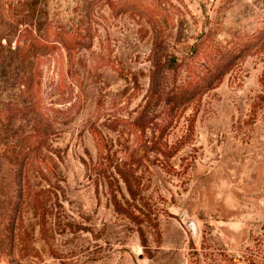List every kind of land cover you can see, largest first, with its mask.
<instances>
[{"label":"rangeland","instance_id":"obj_1","mask_svg":"<svg viewBox=\"0 0 264 264\" xmlns=\"http://www.w3.org/2000/svg\"><path fill=\"white\" fill-rule=\"evenodd\" d=\"M0 264H264V0H0Z\"/></svg>","mask_w":264,"mask_h":264},{"label":"trees","instance_id":"obj_2","mask_svg":"<svg viewBox=\"0 0 264 264\" xmlns=\"http://www.w3.org/2000/svg\"><path fill=\"white\" fill-rule=\"evenodd\" d=\"M79 44H82V38L76 37V36H73V37L67 36V35L60 33V32H55L54 37L51 39V42H50V45H52V47L63 46L64 48H66L68 50L72 49L74 46H78ZM202 49L204 50V48H202ZM224 51L226 54L220 55L219 50L217 48L210 50V52H209L210 56L209 57L216 67H211V68L207 69V72L200 75L198 78H196L195 81H194V79H192L189 86H186V88L184 90H181L179 92V94L181 96L186 97L187 99L189 97L191 98L197 92L198 88H201V87L206 88L207 87L204 85V83H205V78L209 75L208 73L212 74L217 70L216 72L221 71V73L223 74V72L229 68V65L233 62V60L235 58H237L236 55L233 56L231 51H229V50H224ZM213 56H214V58L212 59ZM225 56H228L227 60L226 59L223 60V58ZM221 61H224V62H221ZM187 91H189L190 93H188ZM183 92H187V94L186 93L181 94ZM18 111L20 112L21 115L26 113L27 106H24V105L21 106ZM27 143L28 144H26L25 148L23 150H21V152L14 153L13 157H15V158H13L12 161L14 159L15 160L13 161V163H17V159L19 157H21V159L24 161H26L30 158L36 157V155L38 154V152L40 150L41 137H37L36 135L34 137H29ZM12 161H10L9 164H11Z\"/></svg>","mask_w":264,"mask_h":264}]
</instances>
